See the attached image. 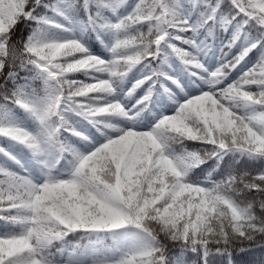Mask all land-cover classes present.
Returning <instances> with one entry per match:
<instances>
[{
  "label": "snow or ice",
  "instance_id": "obj_1",
  "mask_svg": "<svg viewBox=\"0 0 264 264\" xmlns=\"http://www.w3.org/2000/svg\"><path fill=\"white\" fill-rule=\"evenodd\" d=\"M0 264H264V0H0Z\"/></svg>",
  "mask_w": 264,
  "mask_h": 264
},
{
  "label": "trees",
  "instance_id": "obj_2",
  "mask_svg": "<svg viewBox=\"0 0 264 264\" xmlns=\"http://www.w3.org/2000/svg\"><path fill=\"white\" fill-rule=\"evenodd\" d=\"M69 239H74L73 237H69Z\"/></svg>",
  "mask_w": 264,
  "mask_h": 264
}]
</instances>
